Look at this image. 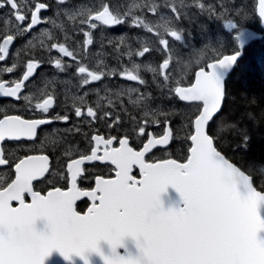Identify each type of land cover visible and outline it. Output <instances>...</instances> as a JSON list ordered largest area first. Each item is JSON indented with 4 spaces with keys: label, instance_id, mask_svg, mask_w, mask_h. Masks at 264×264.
<instances>
[{
    "label": "snow or ice",
    "instance_id": "snow-or-ice-1",
    "mask_svg": "<svg viewBox=\"0 0 264 264\" xmlns=\"http://www.w3.org/2000/svg\"><path fill=\"white\" fill-rule=\"evenodd\" d=\"M57 4L62 10L56 16L65 17L66 22L83 32L85 55L87 46L94 43V30L100 26L120 25L132 16L131 10L121 14L118 7H110L103 0L96 8L76 10H69L70 0H57ZM6 6L11 9V13L4 23L11 25L13 34H7L6 31L0 38V61H5L10 45L18 37L32 33L39 24L50 23L54 28L65 30L64 23L57 24L51 18L41 19V11L48 9L46 3H35L34 10L28 9L27 14L18 0H0V9ZM165 6L176 20L180 19L175 3ZM140 7L139 4L133 5V8ZM145 7L153 15L157 13L158 5L146 4ZM198 7L205 10L206 6L201 2ZM220 8L222 11L217 15L223 17L228 9L223 4ZM207 11L216 13V8L208 5ZM233 12L232 18L224 24L228 32H222L220 39L229 45L235 44L239 50L234 54L223 55L212 48L215 55L209 60H205L201 52L200 59L195 61L197 70L193 73L194 79L186 82V86L181 80L174 81L175 87L169 84L173 55L168 39L160 38L158 41L166 58L158 67L148 66V70L153 73V83H157L158 79L163 81L162 85L157 83L162 95L198 105L196 112L189 118L190 131L185 138L190 147L185 161L163 159L150 163L145 160V155L152 149L168 146L174 139L171 113L159 106L153 108L157 98L150 92H140L138 88H121L116 92L106 89L105 95L101 97L100 89H94L98 97L94 106L86 104L85 98L89 93L85 92L83 97L76 98L81 106H76L75 102L73 104L72 111L76 118H89V126L97 120L110 121L107 126L114 128L122 126L123 115L132 122L135 136L146 137V143L137 151L130 146L128 134L125 133L118 141L119 146L112 147L117 139L115 136L107 139L102 135L89 136L80 125L73 124L64 130L65 134L81 135L89 146L90 154L81 151L78 158L70 159L66 166L68 177L63 173L58 174L60 179H67L66 189L54 187L46 194L34 191L33 181L49 173V156L36 154L19 158L14 164L15 178L6 186H0V264H45V259L54 250H58L67 260H72L74 254L80 256L85 264H90L89 252L99 253L105 264H264V214L261 211L264 209V191H257L254 187L252 174L218 150L221 139L218 114L226 100L224 77L228 69L237 65L243 48L241 36L246 30L241 23V10L234 9ZM258 15L264 19V0H258ZM131 23L161 37V33L156 30L159 25L154 27L139 16L133 18ZM85 27L88 29L86 32L83 31ZM163 27L175 41L182 40L180 32L169 28L167 21ZM42 31L48 42L41 40L40 46L48 58H29L19 79L0 80V97L22 101L23 111L35 117L0 114V142L31 141L32 145L25 151L38 150L41 153L49 144L54 146L56 141L45 137L36 145L38 129L54 121L67 123L71 118L67 111L63 115L51 114L58 99L54 80L46 81L42 88L34 85L35 92L30 90L25 93L28 83H32L30 78L35 76L42 60L53 64L61 72L70 67L64 62V57L76 61L81 88L108 76L126 77L130 81H138L140 85L147 83L140 74L141 65L138 63L118 71L104 70L107 66L100 62L96 70H90L77 60V55L65 43L56 42L50 30ZM32 39L27 41L26 49L28 46L36 48ZM108 43L113 42L109 40ZM123 43L124 37H120L116 48L119 49ZM53 50L62 56L52 58ZM149 52L150 48L144 46L136 52L129 48L125 54L131 60L133 55L144 57ZM16 55L19 56L20 52L17 51ZM201 60H204L203 66H200ZM17 66V63H13L0 71L12 73ZM191 67L187 66L188 69ZM164 89L167 91L164 92ZM103 102H106L107 109ZM129 106L137 110L136 116L129 112ZM161 124L164 129L158 137L146 132L150 126ZM72 154L69 145L63 155L71 157ZM96 161L110 162L114 166V176L105 178L98 175L94 180V188L82 190L77 183L78 177L84 172L82 165ZM8 163L5 150L0 147V166ZM134 168H138L139 178L132 174ZM52 174L57 175L55 172ZM169 186L180 193L184 201L182 207H163L161 194ZM26 194L30 196V202H26ZM81 197L91 200V206L84 214L75 207ZM14 201L18 202L15 206ZM39 220L46 221V230L38 233L35 228ZM26 228L32 242L17 237V233ZM127 236L136 238L138 255L121 254L118 251L124 246ZM101 241H107L111 246L110 255H105L100 249Z\"/></svg>",
    "mask_w": 264,
    "mask_h": 264
},
{
    "label": "flooded vegetation",
    "instance_id": "flooded-vegetation-1",
    "mask_svg": "<svg viewBox=\"0 0 264 264\" xmlns=\"http://www.w3.org/2000/svg\"><path fill=\"white\" fill-rule=\"evenodd\" d=\"M71 2H78L80 0H70ZM110 0H108L109 2ZM18 2L21 5V8L25 11V14H27L28 9H32L33 5L35 3H46L48 4L47 10H42L40 13L41 19L51 18L56 20L57 24L60 22V17L58 18L56 16L55 7H57L56 0H18ZM109 4V3H108ZM111 7V4H109ZM99 6V5H98ZM11 13V9L7 6L3 9H0V38L5 34L7 31V34H13L11 31V25H6L4 22L9 18V14ZM13 24L15 21L12 22ZM174 28V27H171ZM43 29H48L52 32V34L56 37V42L59 43H65L66 46L72 47L75 49L77 60L80 61L84 66H88L90 70H96V65L98 62H105L104 65L107 66L104 70L111 69V44L107 43V46L104 50L102 46V37L100 35L108 34L109 37H107V41L111 40V30L114 31L113 27L111 26H100L97 30L93 31V38L94 43L92 45H89L88 47L93 49L92 53L90 49H87V54L85 55V51L83 48V41L85 40V36L83 35V32L80 31L79 28H65L64 31H62L59 28H54L52 24L50 23H42L37 25L32 33L27 34L23 37H18L12 45H10L9 55L6 57L5 61H0V69L10 67L13 63H17V68L12 73H7L4 71H0V80H6V81H12L19 79L23 71L25 70L24 65L26 64L27 60L29 58H37L43 60H46L48 58V54L45 52L43 48L40 46V41L43 40L45 43L48 42L47 37L43 34ZM68 29L72 30V36L71 39L69 37V31ZM84 32L88 31L87 27L84 28ZM161 33V37H157L158 41L160 38H165L169 40V43L172 44L175 39L170 37L164 29L159 30ZM143 33L141 31L140 35ZM101 38H100V37ZM35 37V39H32ZM67 37V40L65 39ZM29 39H32L33 44L36 45L35 49H31V46H28L26 49L25 46L27 45V41ZM2 42V40H0ZM126 48L127 47H133V44H131L129 41H126ZM101 48L100 51L97 50V47ZM142 44H138L139 50L141 49ZM96 47V50H95ZM150 52L145 54V58L149 57L150 55L155 56L154 59H152L153 66H159L160 63H162V60L166 58L165 53L162 54L160 52L154 51L151 46H149ZM170 48V47H169ZM123 49V51L125 50ZM162 49V46H161ZM171 49V48H170ZM19 51L20 55L17 56L16 52ZM135 52V51H134ZM163 52V50H162ZM59 56H62V54L58 53L57 51L53 50L51 53L52 58H58ZM136 56V55H135ZM101 57V59H99ZM137 57V56H136ZM41 63V66L36 70L35 76L33 78H30L32 80V83H28V87L25 89V93L28 91L35 92L36 87L42 88L44 83L48 80H54V88L57 95V104L54 108V110H51V114L55 115L56 113H59L63 115L65 111H67L70 114V120L67 123L60 122V121H54L50 125L42 126L40 129H38V137L36 140V145H39L42 140L45 139V137L50 138L51 140L56 141V144L53 146L52 144H49V147L45 149L43 153L40 151H25L27 147L32 145L31 141H4L0 142V147H3L5 150V158L9 160L8 165L0 166V186H6L7 183H10L11 180L15 178V172H14V164L18 162L19 158H22L25 155H36V154H46L49 156V173H46L45 177L38 178L37 180L33 181V190L39 191L41 194H46L47 191L52 190L54 187H60L62 189H66L68 186L67 179H60L59 173H63L64 176L67 178L68 173L66 171L67 163L70 162V159L78 158L79 152H84L85 154H90L89 152V146L86 144V141L84 138L77 134L75 136L73 135H67L65 134V129L71 127L73 124H78L82 128V131L85 133H88L89 136L96 134V135H102L105 137V139L109 138L110 136H115L117 139L114 141L112 147H118L119 146V139L123 138L124 134H128L129 144L131 147L136 149L137 151L141 150L143 143H146V137H136L133 133V124L130 120H127V124H123L121 127H114L109 128L107 124L110 121H100L97 120L96 122L92 123L91 126L88 125V119L86 117L76 118L74 116V113L72 111L73 104L75 102L76 106H81L79 101H77V97H83L85 92H88L89 95L85 98L86 104L89 106H94V102L97 100V96L94 93V89H100L99 95L103 97L105 95L106 89H111V76L102 78L99 82H92L91 85L85 86L84 88H81L79 86L80 84V75L77 73V67L78 64L76 61H73L70 57H64V62L70 67H68L65 71L61 72L57 70L53 64H49L46 62ZM101 60V61H100ZM127 79V78H126ZM128 80V79H127ZM193 80V77H192ZM191 80V81H192ZM126 81V80H125ZM114 82H118V80H115ZM124 82V81H123ZM130 83V88H138L142 92H150L153 97H156L157 99L153 103L152 107L156 108L159 105H161V102H165L164 105L161 107H166L172 109H162L165 110V112L171 113L170 115V121L171 119L175 118L174 113H179V100L176 97H172L171 99H168L166 96L162 95L160 90L154 86L151 88L149 85L142 86L139 84V82L134 81H127ZM34 85L36 87H34ZM186 85V84H185ZM148 89V91L146 90ZM51 90V89H50ZM164 92L167 90L164 89ZM135 98V97H134ZM104 103V107L107 109L106 102ZM23 102L22 101H15L13 98H4L0 97V114L6 113L9 115H24L25 118H35L32 117L30 114L25 113L23 111ZM129 112L136 116L137 112L133 110V108L129 107ZM178 116V115H177ZM122 115V119H123ZM2 118V117H0ZM139 119V116H137ZM178 119V118H177ZM171 121V126L175 127V120ZM124 120V119H123ZM164 129L163 124L160 126H150L146 129V132H151L154 136H159L162 134ZM174 130V129H173ZM176 130H174V139L170 142V144L164 148V147H156L152 151H150L146 156L145 160L147 162H157L159 160L163 159H169L177 157L176 148H178V139ZM78 141V142H77ZM77 142V143H76ZM71 146L72 148V156L67 157L64 156L63 153L68 150V146ZM59 157V163L57 162V158ZM177 159V158H174ZM84 168V172L81 175V177H78V187H80L82 190H91L95 187V177L98 175L104 176L105 178H112L114 176V167L110 164V162H85L84 165H82ZM57 173V175H53L52 173ZM133 175L139 178V170L135 168V171L133 172ZM26 202H30V196L26 194L25 196ZM16 204H14L15 206ZM91 203L88 200H82L77 204V207L80 211L87 210L88 207H90Z\"/></svg>",
    "mask_w": 264,
    "mask_h": 264
},
{
    "label": "rangeland",
    "instance_id": "rangeland-1",
    "mask_svg": "<svg viewBox=\"0 0 264 264\" xmlns=\"http://www.w3.org/2000/svg\"><path fill=\"white\" fill-rule=\"evenodd\" d=\"M100 2H101L100 0H84L83 2L82 0H80L78 1V3H80V6L77 9L96 8L100 4ZM103 2L105 1L103 0ZM194 2H196V0H192L191 3L188 2L187 0L186 2H184L183 0H124V1L110 0L109 4H111V6L118 7L121 14L131 10L133 18L137 17V14L139 12H142L143 14L147 12L148 19L146 21L151 23L154 27L159 25V27L156 28L157 31L164 29L163 25L165 21H167L169 28L174 27L171 29H174L180 32L182 36V40L174 41L172 44L169 43V47L171 48L170 51L172 52V55H173V61H172V64L170 65L169 71L171 72L170 79L172 77L174 78L173 84L175 80H181L182 84H184L186 81L189 80L190 75L193 74V70H194L193 68L196 66L195 61L197 59H200L201 52L204 53V57L210 59L211 57L215 55V53L211 51L212 48H216L219 53H222L226 48L230 46L225 41L221 40L220 36H221L222 31L223 32L226 31L224 24L228 19L232 18L234 14L233 10L234 9L243 10V11L247 10L245 0L243 1L242 0H198V3L202 2L205 4L206 6L205 10H201L200 8L196 9L194 6ZM171 3L176 4L177 11L180 13L179 20H176L174 14L170 11L168 7L165 6ZM135 4H139L141 5V7L133 8V5ZM146 4L158 5L157 13L153 15L152 13L148 12L147 8L145 7ZM221 4H223L224 7L228 9V12H226L223 17L217 15L218 13L222 11V9L220 8ZM208 5L214 6L216 8V13H210L209 11H207ZM64 7H68V6H64ZM55 8H56L55 12L62 10V7L58 5ZM69 10H76V9H72V7H70ZM242 14L243 15L241 17V23L242 25H244L246 24L247 20H251L252 17L247 15L248 13L246 14L242 12ZM142 19H145V18H142ZM61 23H64L65 28H75L72 24L66 22V18L63 16H60L59 24ZM244 27H246V25H244ZM142 30H143V33L139 37L135 36L137 51H139L138 44L140 43L142 44L140 50H142L144 46H148V47L151 46V48L154 51H156V53L160 52L164 54V52H162L161 46L158 43L157 36L154 33H149L144 28H142ZM68 31H69V37L72 39L73 38L72 30L68 29ZM217 40H219L220 42L216 43ZM102 46H103L102 50L108 47L106 41L102 42ZM89 47L87 46V49H90L92 53L93 49ZM125 48H126V43L123 44V47H120V50L122 51L127 62L129 63V66L126 65L127 68H131L133 63H138L141 65L140 73L142 77H144L147 73L151 75L150 78L152 80L149 81V84H152V86L157 85V83H159L160 81L162 82L160 84H163V81L160 79L157 80V83H153V73L148 70L149 65L152 67H158V66H153L152 64V59H154L155 56L150 55L149 57H146V58L145 56L144 57L137 56V57H134L133 60L132 58L131 60H129V57L125 53L129 50V48H131V50H134V48L133 47H127V49ZM100 49L101 48L98 45L97 50L100 51ZM123 49L125 50L123 51ZM95 50H96V47H95ZM73 52L75 54V49ZM99 59H101V57ZM103 63L105 64L106 61ZM122 63L123 62L121 61V65L123 67H120V64H117V66L111 69L118 70L120 68L121 69L120 71H122L123 68H125L124 67L125 65ZM188 65H192L191 69L187 68ZM114 77L115 76H111V80ZM111 84H114V83L111 82ZM171 86L174 87L173 85ZM121 88L126 89L128 87L125 85V83L122 84L117 89H114V87L111 85L112 92L119 91ZM164 103L165 102L162 101L161 105L158 104V106L161 108L164 105ZM168 107L169 108L163 107L161 109H165L167 111L168 109L169 110L172 109L170 108L169 105ZM133 110L137 112L136 109L133 108ZM185 111L184 112L180 111L179 112L180 114L174 113L176 114L174 119L178 118L177 120H175V127L173 128L174 130H176V133H177L176 138L178 139V144H177L178 150L184 149L185 137L190 131L189 118L191 117V115L188 113V110L186 112ZM123 119H122L123 124L125 123L127 124L128 122L127 119L125 117H123ZM174 119H171V121H173Z\"/></svg>",
    "mask_w": 264,
    "mask_h": 264
},
{
    "label": "trees",
    "instance_id": "trees-1",
    "mask_svg": "<svg viewBox=\"0 0 264 264\" xmlns=\"http://www.w3.org/2000/svg\"><path fill=\"white\" fill-rule=\"evenodd\" d=\"M245 1L247 10L242 12L248 13L247 15L254 21L253 23L252 20H247L245 28L262 33L263 37L252 40L244 46L242 58L227 78L226 100L221 113L218 114L221 136L218 149L231 162L237 163L238 166H242V169L252 174L255 187L264 191V171H261L264 169V30L260 28L255 16L256 0ZM188 2L191 3L192 0ZM194 6L199 9L198 0L194 2ZM124 25L122 23L115 26V30L111 33L113 42L111 43V63L123 58L122 52L117 50L116 45L119 43L120 36L124 35V33L121 34L123 31L121 28ZM100 36L102 40L105 37L103 41L108 43V34ZM128 36L126 40L130 42L131 37L129 34ZM123 44L120 46L123 47ZM236 50H239L238 47L231 44L224 53ZM181 106L180 111L184 112L187 109L191 117L198 107L197 104L189 106L181 104Z\"/></svg>",
    "mask_w": 264,
    "mask_h": 264
},
{
    "label": "water",
    "instance_id": "water-1",
    "mask_svg": "<svg viewBox=\"0 0 264 264\" xmlns=\"http://www.w3.org/2000/svg\"><path fill=\"white\" fill-rule=\"evenodd\" d=\"M257 14H258V0H257ZM260 20H261V26L264 28V19L260 18ZM248 35L249 34H245L241 37L242 42L245 41V39L247 38ZM228 55H230V54H228ZM241 57H242V52H241V56L238 57L237 62L239 61V59ZM234 67H235V65L232 68L227 70L225 77H224V82L226 81L227 76L232 72ZM163 147H165V146H163ZM89 163H91V162H89ZM257 191H259V190H257ZM84 198H88V197H81L79 200H77L76 204L78 202L82 201ZM89 200H90V198H89ZM161 201H162L163 207L166 209L172 208V207H182L184 205V201H183L180 193L175 188H173L171 186L168 187L166 192L161 194ZM13 203H18V202L14 201ZM75 207H76V205H75ZM261 211H262V214H264V209H262ZM37 228L40 230H46V221H44V220L37 221ZM123 244H124V246H122L118 249L119 252H120V250L122 251V252H120L121 254H127V253H131L132 255H138L139 254L138 242H137L135 237H133V236L125 237ZM99 247L104 252L105 255L111 254V246L108 244L107 241H101L99 244ZM87 255H88V259H89L90 264H105V261L103 260L102 256L99 253L89 252V253H87ZM45 264H85V261L80 256H76L75 254L73 255L72 260H67L61 255V253L58 250H54L52 252V254L45 259Z\"/></svg>",
    "mask_w": 264,
    "mask_h": 264
},
{
    "label": "clouds",
    "instance_id": "clouds-1",
    "mask_svg": "<svg viewBox=\"0 0 264 264\" xmlns=\"http://www.w3.org/2000/svg\"><path fill=\"white\" fill-rule=\"evenodd\" d=\"M35 231L36 232H41L42 230L38 229L37 227L35 228ZM17 237L25 242H32V237L31 235L29 234V231L28 229L26 228L24 231L22 232H18L17 233Z\"/></svg>",
    "mask_w": 264,
    "mask_h": 264
},
{
    "label": "bare ground",
    "instance_id": "bare-ground-1",
    "mask_svg": "<svg viewBox=\"0 0 264 264\" xmlns=\"http://www.w3.org/2000/svg\"><path fill=\"white\" fill-rule=\"evenodd\" d=\"M77 142H78V141H77ZM77 142H76V143H77Z\"/></svg>",
    "mask_w": 264,
    "mask_h": 264
}]
</instances>
